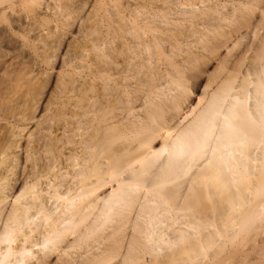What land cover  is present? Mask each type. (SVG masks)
Segmentation results:
<instances>
[{"label": "bare ground", "instance_id": "6f19581e", "mask_svg": "<svg viewBox=\"0 0 264 264\" xmlns=\"http://www.w3.org/2000/svg\"><path fill=\"white\" fill-rule=\"evenodd\" d=\"M173 1L120 2L119 46L67 50L53 101L0 55V264H264V0Z\"/></svg>", "mask_w": 264, "mask_h": 264}, {"label": "rangeland", "instance_id": "374dc122", "mask_svg": "<svg viewBox=\"0 0 264 264\" xmlns=\"http://www.w3.org/2000/svg\"><path fill=\"white\" fill-rule=\"evenodd\" d=\"M12 1L7 16L1 15L4 7H0V55L6 54L11 57L14 63L12 68L17 71H23L21 69L30 62L37 64L40 81L45 86L44 92L48 94L46 102L54 100L56 75L66 69L62 67L59 57L63 58L67 50L70 53L81 50L92 51L94 42L98 39L101 43L106 42L103 47L111 46L107 43L109 39H114L116 41L114 43L118 44L117 42H120V2H132V0H61L59 9L53 10V7L40 8L34 1L25 4H22V0ZM66 2L72 5L67 6ZM64 7L69 8L66 10ZM67 14L69 15L66 17L62 16ZM27 16L32 18L27 19ZM31 21L44 28L54 27L59 42L63 46L67 45L65 50L56 52L58 59L56 63L54 62L55 64L48 63L45 56L38 50L36 42L28 37V24ZM116 46L118 47L119 44ZM226 54L225 49H221L213 57L198 81L196 95H201L208 78L217 72L218 58L225 57Z\"/></svg>", "mask_w": 264, "mask_h": 264}]
</instances>
